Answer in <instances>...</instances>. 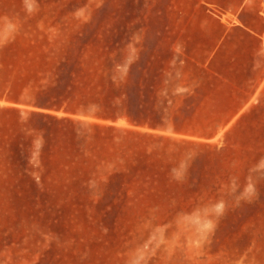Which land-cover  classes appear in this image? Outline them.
I'll return each mask as SVG.
<instances>
[{
  "label": "rangeland",
  "instance_id": "obj_1",
  "mask_svg": "<svg viewBox=\"0 0 264 264\" xmlns=\"http://www.w3.org/2000/svg\"><path fill=\"white\" fill-rule=\"evenodd\" d=\"M199 1L0 0V46L108 69L130 91L139 69L148 85L156 24ZM141 100L148 122L171 123ZM173 123L128 135L147 159L133 168L0 145V264H264V166L249 145L195 143Z\"/></svg>",
  "mask_w": 264,
  "mask_h": 264
},
{
  "label": "crops",
  "instance_id": "obj_2",
  "mask_svg": "<svg viewBox=\"0 0 264 264\" xmlns=\"http://www.w3.org/2000/svg\"><path fill=\"white\" fill-rule=\"evenodd\" d=\"M167 12L146 86L139 69L142 92L171 122L151 131L164 135L178 121L195 143L249 145L254 167L264 166V0H201Z\"/></svg>",
  "mask_w": 264,
  "mask_h": 264
},
{
  "label": "trees",
  "instance_id": "obj_3",
  "mask_svg": "<svg viewBox=\"0 0 264 264\" xmlns=\"http://www.w3.org/2000/svg\"><path fill=\"white\" fill-rule=\"evenodd\" d=\"M141 77L138 70L128 91V76L114 81L108 69L48 54L19 55L12 44L0 46V145L26 153L39 140L47 157L110 155L130 161V168L143 166L146 156L132 149L137 143L128 135L162 125L144 115Z\"/></svg>",
  "mask_w": 264,
  "mask_h": 264
},
{
  "label": "built area",
  "instance_id": "obj_4",
  "mask_svg": "<svg viewBox=\"0 0 264 264\" xmlns=\"http://www.w3.org/2000/svg\"><path fill=\"white\" fill-rule=\"evenodd\" d=\"M262 52H263V54H264V44H263Z\"/></svg>",
  "mask_w": 264,
  "mask_h": 264
}]
</instances>
